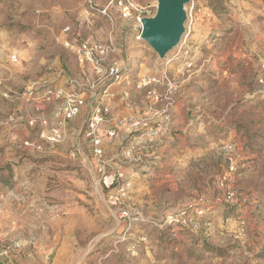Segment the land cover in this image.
<instances>
[{
    "label": "rangeland",
    "instance_id": "rangeland-1",
    "mask_svg": "<svg viewBox=\"0 0 264 264\" xmlns=\"http://www.w3.org/2000/svg\"><path fill=\"white\" fill-rule=\"evenodd\" d=\"M133 1L156 14L157 0ZM222 2L220 15L219 0L188 3L161 59L133 21L85 0H0V245L13 264H264V0ZM67 27L122 45L108 103L142 119L105 139L108 174L124 175L109 189L84 136L92 88L77 84L97 75L66 47ZM48 89L85 98L80 114L61 124L62 101L40 104ZM39 111L48 127L30 126Z\"/></svg>",
    "mask_w": 264,
    "mask_h": 264
},
{
    "label": "built area",
    "instance_id": "built-area-1",
    "mask_svg": "<svg viewBox=\"0 0 264 264\" xmlns=\"http://www.w3.org/2000/svg\"><path fill=\"white\" fill-rule=\"evenodd\" d=\"M87 5L92 11H98L106 16L110 21H114V15L112 11L117 12L120 19L124 21H133L135 23V31L137 33V40H141V35L138 33V28H142V20L145 17H151L149 15L152 10L151 7H141L133 0H108L106 6L101 11L98 8V4L95 0H85ZM65 34L69 38L66 42V47L75 55L80 67L85 70L92 68L97 75V80L93 84L89 80L84 81V86H91V90L97 86H101V92L98 94H92L90 97L89 111L87 114L86 127L84 136L88 140L93 149V157L97 167L100 168L99 172L102 176V183L105 188L109 189L118 183L123 178L121 172L114 174H108V168L111 167V161L108 160L104 152L105 139H113L116 137L120 128L125 125H131L132 130H137L141 124V118L135 117H123L117 118L112 115L111 106L108 103L110 97V88L114 84H120L123 82L124 66L123 64L113 61L111 58L122 48V45L117 44L113 38L109 41L97 42L93 40H84L79 35L73 33L70 27L64 30ZM150 77H143L139 84L135 86L140 89L149 86L152 83ZM129 95L126 93L125 97ZM30 96L29 99H31ZM62 101V106L55 114V119H60V123H67L74 120L81 112L82 107L85 105V98L78 96L75 91H67L64 89H48L43 93L41 102H54ZM42 102V103H43ZM41 108V107H40ZM39 109V108H38ZM40 110V109H39ZM40 112V111H39ZM49 119H47L42 112L38 117L32 118L29 121L30 126L34 127L40 125L42 127L49 126ZM58 129V128H53ZM153 129H150L152 131ZM153 136L159 135V129L152 131ZM43 138L50 143H56L60 139L61 135L58 130H54L52 133H43ZM232 195L228 196V200H232ZM10 249L0 245V258L8 257Z\"/></svg>",
    "mask_w": 264,
    "mask_h": 264
},
{
    "label": "water",
    "instance_id": "water-1",
    "mask_svg": "<svg viewBox=\"0 0 264 264\" xmlns=\"http://www.w3.org/2000/svg\"><path fill=\"white\" fill-rule=\"evenodd\" d=\"M157 1L156 14L153 17H145L142 20V28L137 30L141 40L145 41L161 59H165L181 43L186 32L185 6L193 0Z\"/></svg>",
    "mask_w": 264,
    "mask_h": 264
},
{
    "label": "crops",
    "instance_id": "crops-1",
    "mask_svg": "<svg viewBox=\"0 0 264 264\" xmlns=\"http://www.w3.org/2000/svg\"><path fill=\"white\" fill-rule=\"evenodd\" d=\"M91 70L94 71L92 68H91ZM151 72H153V71H151ZM150 76H152V75H150ZM90 92H92V91H90ZM96 92L97 93L101 92V86L100 87L98 86ZM93 94H95V93H93ZM109 103H110V105L112 107V111L114 112L115 115H118L120 117L133 115V113L131 111L132 109L124 105L123 98L120 100V99H118V97L115 98V96L114 97L112 96V98L109 99ZM0 262H2L4 264H13L11 259H9V257L0 259ZM19 264H25V263L19 262Z\"/></svg>",
    "mask_w": 264,
    "mask_h": 264
},
{
    "label": "trees",
    "instance_id": "trees-1",
    "mask_svg": "<svg viewBox=\"0 0 264 264\" xmlns=\"http://www.w3.org/2000/svg\"><path fill=\"white\" fill-rule=\"evenodd\" d=\"M219 2L220 3L218 6L211 3V8H212L213 12L220 15L225 10V7L223 6L222 0H219Z\"/></svg>",
    "mask_w": 264,
    "mask_h": 264
}]
</instances>
